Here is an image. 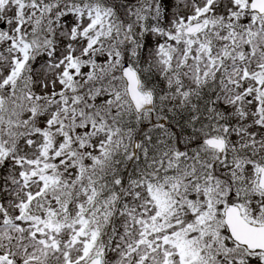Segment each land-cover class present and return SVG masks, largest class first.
I'll use <instances>...</instances> for the list:
<instances>
[{
    "label": "snow or ice",
    "instance_id": "snow-or-ice-1",
    "mask_svg": "<svg viewBox=\"0 0 264 264\" xmlns=\"http://www.w3.org/2000/svg\"><path fill=\"white\" fill-rule=\"evenodd\" d=\"M0 264H264V0H0Z\"/></svg>",
    "mask_w": 264,
    "mask_h": 264
}]
</instances>
